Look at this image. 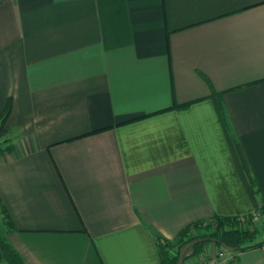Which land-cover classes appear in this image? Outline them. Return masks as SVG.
<instances>
[{
  "label": "crops",
  "instance_id": "1",
  "mask_svg": "<svg viewBox=\"0 0 264 264\" xmlns=\"http://www.w3.org/2000/svg\"><path fill=\"white\" fill-rule=\"evenodd\" d=\"M212 88L261 204L264 0H0V204L23 262L162 264L155 234L249 216Z\"/></svg>",
  "mask_w": 264,
  "mask_h": 264
},
{
  "label": "trees",
  "instance_id": "2",
  "mask_svg": "<svg viewBox=\"0 0 264 264\" xmlns=\"http://www.w3.org/2000/svg\"><path fill=\"white\" fill-rule=\"evenodd\" d=\"M210 98L213 101L218 118L224 128L226 138L228 140L230 149L235 158L237 167L239 169L242 180L246 186L248 194L252 199L255 209L264 205V200L261 204L258 203L256 198L257 185L250 173L249 165L247 163L245 154L242 147L236 138L230 131L226 120V111L222 101V92L211 89ZM11 109V98H8L6 105L0 114V138H3L2 143L7 141L5 137L8 131L6 119ZM10 144L1 145L0 149H9ZM0 251L1 260L6 261L8 264H25L20 255L14 250L11 244L6 238V231L12 228L10 219L5 212L4 208L0 204ZM264 212V207H262ZM200 227L201 231L198 234H189L190 228ZM257 229L249 227H239L236 217L215 215L212 218V222L201 223L194 222L190 226L183 228L178 236L174 240H166L161 236L155 234V239L160 250V258L162 264H175L178 258L179 248L186 242L198 239L193 245H191L185 252V260L199 255L204 250V246L207 243H214L218 246H224L229 250H244L250 247L258 245L260 242H253L255 239ZM264 240V239H263ZM262 240V241H263Z\"/></svg>",
  "mask_w": 264,
  "mask_h": 264
},
{
  "label": "built area",
  "instance_id": "3",
  "mask_svg": "<svg viewBox=\"0 0 264 264\" xmlns=\"http://www.w3.org/2000/svg\"><path fill=\"white\" fill-rule=\"evenodd\" d=\"M261 207V206H259ZM260 210L261 209H255L251 213V219H258L260 217ZM249 216H240L237 217L241 222L240 225L241 227H246L245 221ZM251 221V220H250ZM258 247L261 250L264 251V240L260 242L258 245L254 246ZM185 264H239L234 252H232L229 249H226L223 246H218L216 247L215 250L211 251L207 246L203 250L202 254L200 253L199 255L190 258L189 260H185Z\"/></svg>",
  "mask_w": 264,
  "mask_h": 264
},
{
  "label": "rangeland",
  "instance_id": "4",
  "mask_svg": "<svg viewBox=\"0 0 264 264\" xmlns=\"http://www.w3.org/2000/svg\"><path fill=\"white\" fill-rule=\"evenodd\" d=\"M262 207H264V205H262L261 207L258 208V209H261L260 210V217L258 219H251V214H250L249 217L245 220V221H247V223L245 222L244 226L247 225L246 227L256 228L257 229L256 235H255V239H254L253 242H257V241L263 239V237H264V226H263V224H264V212H262ZM0 217H1V212H0ZM236 219H237L238 225H240V222L242 220L240 221L237 217H236ZM260 223H261V225L259 226ZM239 227H241V226H239ZM206 245H208V243Z\"/></svg>",
  "mask_w": 264,
  "mask_h": 264
},
{
  "label": "water",
  "instance_id": "5",
  "mask_svg": "<svg viewBox=\"0 0 264 264\" xmlns=\"http://www.w3.org/2000/svg\"><path fill=\"white\" fill-rule=\"evenodd\" d=\"M196 241H198V239H193V240H190L186 243H184L180 248H179V252H178V258L175 262V264H184V261H185V252L186 250L191 246L193 245ZM224 247V246H223ZM226 249H229L227 247H225Z\"/></svg>",
  "mask_w": 264,
  "mask_h": 264
}]
</instances>
